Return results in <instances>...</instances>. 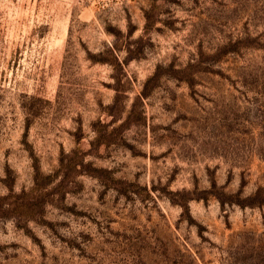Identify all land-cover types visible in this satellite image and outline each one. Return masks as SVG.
<instances>
[{
    "label": "rangeland",
    "instance_id": "obj_1",
    "mask_svg": "<svg viewBox=\"0 0 264 264\" xmlns=\"http://www.w3.org/2000/svg\"><path fill=\"white\" fill-rule=\"evenodd\" d=\"M0 264H264V0H0Z\"/></svg>",
    "mask_w": 264,
    "mask_h": 264
}]
</instances>
